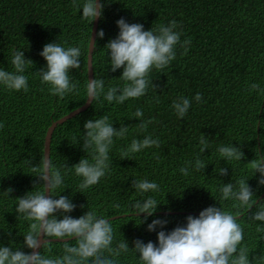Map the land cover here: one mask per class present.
<instances>
[{"label": "trees", "instance_id": "16d2710c", "mask_svg": "<svg viewBox=\"0 0 264 264\" xmlns=\"http://www.w3.org/2000/svg\"><path fill=\"white\" fill-rule=\"evenodd\" d=\"M83 2L78 0L81 6ZM73 3L74 0H0V68L14 71L13 51H24L25 58L33 62L24 73L28 77L27 92L10 91L0 85V122L4 123L0 129V246L21 248L26 253L30 250L23 247L24 236L31 222L16 213V199L40 190L26 160H31V166H38L48 127L87 99V53L93 21L83 19L82 7H74ZM100 3L104 9L98 22L92 67L94 79L104 80L105 92L124 84L120 79L123 69L111 71L110 54L105 47L118 36L119 19L142 24L146 31L175 20V31L182 32L181 42L190 39L191 44L187 55L177 45L176 59L167 68L152 69L149 79L156 85L155 90L150 86L145 96L130 98L123 104H109L101 95L88 109L56 127L50 144L54 167L66 164L70 168L82 158L92 162L91 150L83 151L84 124L88 120L107 115L115 129L123 125L128 132L124 138H113L110 171L96 185L79 193L82 178L75 175L74 169L62 168L64 182L52 195L71 199L76 205L69 214L73 218L88 210L109 219L125 215L111 221L115 242L124 239L130 249L136 239L158 243L157 232L161 229L147 231L154 219L168 220L163 230L171 231L184 225L187 216H198L209 206L239 211L244 229L242 244L248 247L250 259L264 256V240L259 238L264 233L256 231L264 222L253 221L251 212L233 208V201L221 200L219 192L222 184L241 178L248 180L257 200L264 192V186L258 185L259 173L253 176L247 164L256 158L257 150L264 155V93L251 88L255 83L264 89V0ZM100 30L104 32L102 39L97 36ZM48 43L81 50L80 68L69 73L72 82H78V89L64 98L51 94L50 86L41 82L38 73L47 67L40 52ZM197 93L202 95L199 103L194 99ZM180 96L191 101L183 119L171 107ZM138 108L143 110V120H153L146 131L140 130V120L133 116ZM201 134L209 141L204 153L200 152ZM149 135L159 138V148L153 146L122 158L121 150H126L133 139L143 140ZM231 144L244 153L241 162H228L217 151ZM197 156L207 165L204 171L195 170ZM189 161V175L185 176L180 169ZM220 168H226L228 174L219 175ZM144 179L157 183L159 191L141 194L132 188L133 180ZM9 188L13 190L10 196L4 195ZM148 196L159 205L153 216L144 221L146 214L137 216L131 205ZM261 202L264 196L258 204ZM255 210L256 206L251 211ZM57 218L62 217L57 214ZM40 251L42 255L61 256L63 243L52 241ZM117 264H140L138 254H122Z\"/></svg>", "mask_w": 264, "mask_h": 264}, {"label": "clouds", "instance_id": "9594fccd", "mask_svg": "<svg viewBox=\"0 0 264 264\" xmlns=\"http://www.w3.org/2000/svg\"><path fill=\"white\" fill-rule=\"evenodd\" d=\"M74 7H82V18L95 20L102 17L104 4L97 0H84L82 6L74 0ZM119 34L109 40L105 46L110 54L112 72L123 69L120 79L122 87H109L105 92L103 79H92L86 84V96L89 102L99 100L101 95L109 103L114 101L123 104L130 98H140L146 95L149 87L153 90L156 85L149 79L153 68L160 71L167 68L176 59V46L183 49L187 55L191 40L181 42L182 32L175 31L177 22L172 20L168 25H159L156 29L144 30L142 24L128 23L124 18L117 21ZM104 37L103 30L97 33ZM40 55L47 62L46 69L38 71L41 82L49 85L51 94L64 98L68 93L76 92L78 82H72L70 71L80 68L81 50L79 47H62L59 43L44 45ZM11 65L14 71L0 68V85L8 90L27 92L28 77L24 74L33 62L25 58L24 51H13ZM253 91L264 93L259 84H252ZM119 93V94H118ZM197 103L202 101V95L194 97ZM159 102V97H156ZM191 101L180 96L173 101L172 108L178 118L183 119L189 111ZM143 110L137 109L133 116L140 120L138 127L146 131L153 120H143ZM4 123L0 122V129ZM83 151L91 150L92 162L88 158L80 159L79 163L68 167L66 164L54 167L52 160L44 155L38 166H31V160H26L33 177L37 178L40 190L32 191L17 198L16 213L24 220L31 222L30 229L24 236V245L29 252L21 248L0 246V264H117L122 254L130 251L138 254L140 264H264V256L250 259L249 249L243 245L244 229L241 226L240 212L222 210L221 207L209 206L200 211L198 216H187L184 225H177L171 231H164L168 220L154 219L148 224L147 231L154 232L157 228L158 243H144L140 239L133 241L134 247L129 248L124 239L115 242L112 221L93 210H88L79 218L69 215L76 205L67 196L54 197L52 192L61 187L64 182L62 168L71 171L82 178L78 185L80 192L96 185L110 171L109 158L113 138H124L128 127L121 125L119 130L109 122L107 115L99 119H91L84 124ZM200 152L204 153L209 146L208 139L201 134ZM160 147L159 138L146 136L143 140L133 139L131 145L121 150L122 158L130 153H138L150 147ZM220 156L228 162H241L244 153L232 144L217 149ZM258 155L247 163L253 176L259 173L258 185L264 186V155L257 150ZM207 165L197 156L195 170L204 171ZM191 162L180 169L181 174L189 175ZM65 175L67 172L64 173ZM226 168H220L219 175H227ZM241 178L235 183L222 184L219 188L223 201H233V208L251 212L253 221L264 222V202L257 203L253 189ZM36 188V185H34ZM132 188L141 194L158 192L159 185L155 182L133 180ZM13 190L9 188L3 194L10 196ZM46 192L50 195L46 196ZM157 201L148 196L135 200L131 207L136 215L146 214L144 221L157 211ZM256 206L255 211H251ZM83 207V206H81ZM119 207V205H116ZM57 214L62 218L58 219ZM143 221H141L142 223ZM257 233H264V225H258ZM11 235V233H9ZM264 240V235L259 237ZM53 240L62 241L63 255H42L41 248L51 244ZM74 242V243H73ZM47 251L51 253V248Z\"/></svg>", "mask_w": 264, "mask_h": 264}, {"label": "water", "instance_id": "95a60500", "mask_svg": "<svg viewBox=\"0 0 264 264\" xmlns=\"http://www.w3.org/2000/svg\"><path fill=\"white\" fill-rule=\"evenodd\" d=\"M98 3H100V0H97ZM98 22H99V18L93 20V26H92V30H91V35H90V39H89V45H88V53H87V80H92L94 79L93 77V67H92V53L94 50V44H95V38H96V32H97V28H98ZM91 102L88 101V98L86 99L85 103L80 106L79 108L75 109L74 111L68 113L67 115L61 117L60 119L54 121L51 123V125L48 127L47 131H46V135L44 138V143H43V156L46 155L50 158V144H51V138H52V134L54 132V130L56 129V127L58 125H61L63 123H65L66 121H68L69 119L75 117L76 115L80 114L81 112L85 111L86 109H88V107L90 106ZM46 196L50 195V193L46 192L45 193ZM264 196V192L263 194L260 196V198L257 200V203L259 202V200ZM120 217H125V215L122 216H116L113 217L111 219H116V218H120ZM241 217V215H240ZM53 241H58V240H53ZM62 242V241H60Z\"/></svg>", "mask_w": 264, "mask_h": 264}]
</instances>
